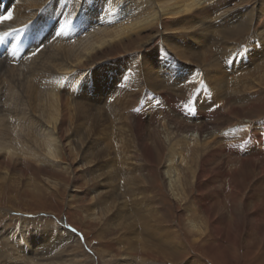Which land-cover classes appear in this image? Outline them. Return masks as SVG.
Here are the masks:
<instances>
[{"label": "rangeland", "instance_id": "obj_1", "mask_svg": "<svg viewBox=\"0 0 264 264\" xmlns=\"http://www.w3.org/2000/svg\"><path fill=\"white\" fill-rule=\"evenodd\" d=\"M219 1L210 5L214 10H210L213 20L208 25L214 28L210 29L212 34L207 41L200 47L197 45L198 57L189 48L191 38L180 39L182 44L176 42L178 46H174L179 53H174V57L169 53L172 59L168 64H160L159 73L152 74L161 76L168 68L176 76L159 77V81H164L160 92L153 82L146 81L144 86L133 88V94L141 97L135 101L138 103L135 111L143 120L139 133L146 143H151L153 131L163 136L162 128H169L166 131L169 145L178 142L180 131L187 128L179 123L175 128V121L186 123L190 114L182 111L187 106L194 118L199 112H209L206 119L198 117V124L216 121V117L210 118L215 112L220 115L231 111L224 127L240 125L244 131L235 141L234 152L227 149L235 143L233 140L222 143L224 147L218 146L217 150L223 152L215 156L214 164H207L205 168L209 172L199 177L193 174L196 166L193 154L182 151L183 158L175 161L182 177L180 192L175 197L161 177L167 151L146 152L142 143L140 167L133 176L138 175L139 182L145 180L141 186L149 185L142 190L138 189L140 185H132L131 204H127L133 212H120L118 221H112L114 212H118L116 208L121 206V200L117 199L121 192L107 184L112 175L108 173L114 170L111 163L98 161L94 156L85 157L82 147L76 143L66 150L57 147L60 161L53 171L27 174L32 181L18 186L0 184L3 188L0 190V264H264V169L259 168H264V0ZM219 11L226 12L224 19L215 16ZM251 13L255 19L251 22L252 29L246 30L249 34L236 33L237 25ZM163 23H168L171 29L187 26L177 19H165ZM161 38L160 35L149 38L145 46L138 42L131 50H118L103 57L100 65L85 73L84 92L93 89L91 86L103 67L111 70L112 76L115 71L129 69L130 65L142 73L146 66L144 58L157 57L159 47L162 48ZM205 50L211 56L202 61L201 53ZM160 55L158 63L165 62ZM208 76L215 81L208 82ZM164 94L171 97V102L162 99ZM172 97L178 102L174 103ZM77 99L82 101L80 97ZM182 101L185 107H181ZM241 119L245 123L236 125ZM36 189L40 190L38 197L27 193ZM143 200L151 207L139 205ZM113 202L116 207L110 209L108 206ZM156 207L160 208L158 214L153 210ZM188 209L199 228V236L191 234L183 222ZM128 215L132 218L125 217ZM158 217L166 219L163 225L156 223ZM126 219L133 223L126 225ZM251 229L258 233L249 236ZM48 230L55 232L51 246L35 242L34 248L25 241L30 250L17 249L23 234L42 236ZM123 233L128 240L122 237ZM58 234L65 238L58 239Z\"/></svg>", "mask_w": 264, "mask_h": 264}, {"label": "bare ground", "instance_id": "obj_2", "mask_svg": "<svg viewBox=\"0 0 264 264\" xmlns=\"http://www.w3.org/2000/svg\"><path fill=\"white\" fill-rule=\"evenodd\" d=\"M216 1L0 0V15L12 13V19L0 23V33H10L4 43L0 44V184L5 182L6 185L18 186L32 181L27 178V174L53 171L57 167L56 163L60 161L56 148L66 150L72 143H76L82 147L85 157L94 156L98 161L107 160L115 170L109 171L108 174L112 175L107 184L114 191L121 192L117 194L121 206L116 208L118 212H114L115 215L111 217L112 221H118L120 212H133L129 200L130 194L133 195L132 185H140L139 190L146 189L149 185L141 186L145 184V180L138 184V175L133 176L137 167H140L138 162L142 143L146 152L151 149L167 151L161 177L173 196L177 197L180 192L182 177L175 167V161L183 158L182 151L188 150L193 154L196 162L193 174L204 177L209 172L205 168L207 164L213 163L215 156L223 152L217 150V147H222V143L227 144L226 141L233 140L234 143L240 139L244 131L238 124L245 122L241 119L234 128L224 127L230 119L231 111H228L221 112L220 115H217L219 112L211 114L210 118L216 117V121H201V125L198 124V119H206L209 112H199L194 118L195 115L189 107L186 109V106L182 112H187L190 116L186 118V123L176 120L175 128L178 123L183 124L188 132L180 131L181 138L178 142L169 145L170 139L166 134L169 128H162L163 136H158L153 131L151 143H146L141 138L143 134L139 133L143 120L139 119L135 111L138 106L135 101L141 97L133 94V88L137 89L144 86L146 81H150L160 92L164 81H159V77L166 75L169 79L176 76L168 68L164 69L166 74L161 76L152 74L159 73V65L166 66L172 59L171 56L179 53L174 46L182 44L180 39L191 38L189 48L198 57V47L207 41L212 34L210 29L214 28L212 24H208L213 20L210 10H214V7L210 5ZM225 13L219 11L215 16L224 19ZM165 19H177L187 26L171 29L167 26L168 23H163ZM254 19L255 15L251 13L244 22L237 25L236 33L249 34L246 30L249 27L252 29L254 25L251 26V22L253 23ZM65 20L70 23L64 34L56 36L55 32L59 31ZM159 35L163 41L162 48L159 47L157 57L144 58L145 71L141 73L130 65L129 69L115 71L112 76L111 70L103 67L95 84L91 86L93 89L84 92L87 84L85 73L88 74L100 65L103 57L107 58L118 50H131L138 42L145 46L149 38L153 39ZM258 35L260 36V33ZM183 43H187V40H183ZM33 51L37 52L34 56ZM169 53L172 55H168ZM254 54L255 51L252 55ZM159 55L165 62L158 63ZM210 56L211 53L205 50L201 53V60L207 61ZM207 80L215 81L212 76H208ZM225 80L227 82V79ZM162 99L171 102L168 94L162 95ZM172 101L178 102L175 97H172ZM188 104L187 102L186 105ZM181 107H185L184 101L181 102ZM203 134L206 135L202 136ZM202 137L205 139L202 140ZM110 143L116 145L110 146ZM178 143H181L180 147L176 148ZM234 144L227 149L234 152L237 143ZM189 145L191 146L188 148ZM69 164L72 165L71 162ZM29 170L32 172L29 173ZM73 171L75 172V169ZM126 187H129L130 191ZM2 189L0 187V190ZM27 193L38 197L40 190ZM128 202L130 204H127ZM134 204L136 205V202ZM139 205L147 209L151 207L145 200L139 202ZM108 207L111 209L116 205L113 202ZM153 210L158 214L160 208ZM189 211H186L188 213L183 222L191 234L199 236V228L191 216L192 211ZM125 217L131 219L132 215ZM160 218L158 217L156 223L163 225L162 222L166 219ZM126 220V225L133 223ZM143 226L141 232L145 230ZM254 230L251 229L248 235L258 233V230L253 232ZM54 231L56 232L55 228ZM55 232L48 230L42 236L23 234L24 244L18 243L17 249L20 251L22 247L30 250L25 246V241L30 242V246L34 248L37 247L35 242L51 246L54 241L52 234ZM176 234L179 236V233ZM58 235L60 240L65 238L61 234ZM125 235L126 233H123L122 237ZM41 254L44 252L41 251Z\"/></svg>", "mask_w": 264, "mask_h": 264}, {"label": "snow or ice", "instance_id": "obj_3", "mask_svg": "<svg viewBox=\"0 0 264 264\" xmlns=\"http://www.w3.org/2000/svg\"><path fill=\"white\" fill-rule=\"evenodd\" d=\"M12 19V13L11 12H8L7 15H0V23H3L4 21H8ZM70 23V21L68 20H65L63 24L60 25L59 27V31L55 32V35L56 36H60V35H63L64 32H65V28L68 26V24ZM15 31H19V30H15ZM10 35L9 32L5 31L3 33H0V44L4 43L5 41V38L8 37ZM5 52H7V49H5ZM37 52L36 51H33L32 52V55H36ZM216 107H219V105H217ZM71 231L75 232L76 230L75 229H71Z\"/></svg>", "mask_w": 264, "mask_h": 264}]
</instances>
